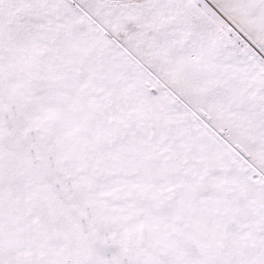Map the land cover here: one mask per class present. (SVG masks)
Listing matches in <instances>:
<instances>
[{
	"label": "snow or ice",
	"instance_id": "obj_1",
	"mask_svg": "<svg viewBox=\"0 0 264 264\" xmlns=\"http://www.w3.org/2000/svg\"><path fill=\"white\" fill-rule=\"evenodd\" d=\"M0 264H264V0H0Z\"/></svg>",
	"mask_w": 264,
	"mask_h": 264
}]
</instances>
